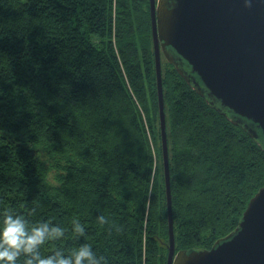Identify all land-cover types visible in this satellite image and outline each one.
<instances>
[{"label": "trees", "instance_id": "obj_1", "mask_svg": "<svg viewBox=\"0 0 264 264\" xmlns=\"http://www.w3.org/2000/svg\"><path fill=\"white\" fill-rule=\"evenodd\" d=\"M148 3L0 0V221L61 228L42 257L90 245L101 264H166ZM161 72L176 252L210 249L264 187V148Z\"/></svg>", "mask_w": 264, "mask_h": 264}, {"label": "water", "instance_id": "obj_2", "mask_svg": "<svg viewBox=\"0 0 264 264\" xmlns=\"http://www.w3.org/2000/svg\"><path fill=\"white\" fill-rule=\"evenodd\" d=\"M168 227L166 264H264V187L210 249L176 252L161 57L264 148V0H149Z\"/></svg>", "mask_w": 264, "mask_h": 264}, {"label": "clouds", "instance_id": "obj_3", "mask_svg": "<svg viewBox=\"0 0 264 264\" xmlns=\"http://www.w3.org/2000/svg\"><path fill=\"white\" fill-rule=\"evenodd\" d=\"M74 231L83 236L85 228L73 221ZM64 231L43 222L29 227L27 221L19 215L6 211L0 221V264H17L18 258L26 257L24 264H101L103 257L97 259L90 245H82L72 253L65 255L57 251L48 257H42L40 248L51 238L63 237Z\"/></svg>", "mask_w": 264, "mask_h": 264}, {"label": "rangeland", "instance_id": "obj_4", "mask_svg": "<svg viewBox=\"0 0 264 264\" xmlns=\"http://www.w3.org/2000/svg\"><path fill=\"white\" fill-rule=\"evenodd\" d=\"M158 0H156L157 2ZM148 6H149V3H148ZM149 16H150V13H149ZM168 65H170L169 63H167L165 61V59L163 57H161V71H162V68L166 69L168 67ZM171 66V65H170ZM162 73V72H161Z\"/></svg>", "mask_w": 264, "mask_h": 264}]
</instances>
